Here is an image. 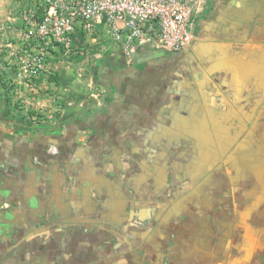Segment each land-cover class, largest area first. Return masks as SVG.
<instances>
[{
	"label": "crops",
	"instance_id": "0c3cea01",
	"mask_svg": "<svg viewBox=\"0 0 264 264\" xmlns=\"http://www.w3.org/2000/svg\"><path fill=\"white\" fill-rule=\"evenodd\" d=\"M16 6V1L0 0L2 55L6 39L14 36L3 25L7 28L20 23ZM191 27L192 44L167 66L160 64L157 55L144 57L139 49V56L121 60L119 50L111 45L104 32L98 34L96 41L78 37L80 45L86 50L88 47L87 55L92 57L90 69L95 71L89 83L95 81L97 87L90 102L68 108L66 112L73 113H64L60 122L70 116L89 114L103 124L111 141V149L109 146L107 149L113 153L105 156L106 173H124L129 166L126 158L133 149L131 184L136 190L141 189L142 182L150 181L156 195L159 188L165 189L168 177L182 182L191 176L192 189L197 195L207 192L215 198L205 207H190L191 204L170 207L164 223L149 228L145 235L152 243L160 231L166 237L175 236L176 256L167 264L261 263L264 251L255 241L264 238V184L260 181L264 179V0H196ZM146 30L153 37L158 34L154 23L146 25ZM99 52L107 58L101 67L95 58ZM2 55L0 75L4 81L13 80L12 66ZM5 94L0 83V145L10 147L20 133H32L34 125H25L23 120L14 118ZM84 95L80 91L71 96V103L87 100ZM87 133L84 130L78 134L80 141L72 160L86 163L95 159L92 152L100 148L96 147L97 143L85 141ZM13 150L11 159L17 166L23 158L39 165L42 162L43 150ZM0 169L11 172L3 161ZM209 171L208 182H199V177ZM14 178L17 181L12 193H4L6 204L12 202L14 207L71 204L83 211L84 207L98 202L92 195L74 189L70 194L74 201L56 190L55 199L52 197L49 203L44 194L33 189L25 194L23 178L16 173ZM1 181L0 178V185ZM129 187L127 183L123 188ZM229 197L233 198L232 202L228 201ZM226 198L227 203L223 204ZM239 200L244 204L240 205ZM138 208L144 213V220L151 207ZM255 223L263 226L260 231ZM213 235H216L214 239ZM79 241L61 244L53 238L45 246L41 259L18 251L11 258L16 264H57L60 257L65 264H79L80 257L85 255L79 257L78 246L91 244L90 240ZM92 259L86 257L82 261ZM127 263L140 261L138 257H130Z\"/></svg>",
	"mask_w": 264,
	"mask_h": 264
},
{
	"label": "flooded vegetation",
	"instance_id": "af4514ba",
	"mask_svg": "<svg viewBox=\"0 0 264 264\" xmlns=\"http://www.w3.org/2000/svg\"><path fill=\"white\" fill-rule=\"evenodd\" d=\"M193 40L194 38L185 47L191 45ZM185 47L175 53L152 50L147 47L139 48V50L144 57L154 58L153 56L157 55L160 64L167 66L175 61L176 55ZM137 51L134 58L138 55ZM119 56L123 60L122 55ZM106 59L105 57L104 61ZM84 130L88 131L85 141H91L92 145L97 143L96 147L100 148L99 151L92 152V155H96L95 159H89L86 163L78 159L72 160V155L76 154L78 141H80L78 134ZM107 134V131L103 129V124L98 123L96 118L92 119L89 114H85L84 116H70L54 126L36 125L32 133L31 131L20 133L17 140L11 141L10 147L0 145V162L3 161L4 166L11 171L0 169L2 179L0 185V264H16L15 259L11 258L15 256L16 251L20 254L29 253L35 259H41L47 249L45 246L53 238L61 244L69 240L72 242L67 243L71 244L75 239L90 240L91 244L88 246L81 245L76 248L80 253L79 257L84 253L85 257H80L82 260L92 257L93 261L80 260L79 264H128L127 259L130 257H138L139 264H167L170 258L176 256V249L173 248L175 236L166 237L164 232L160 231V235L152 243L146 239L148 235H145L148 234L149 228L163 224L170 207H189L188 204H191L190 207H205L215 198L209 196L207 192L197 195L192 189L194 181L191 176L182 182L168 177L165 181L167 184L165 189L159 188L156 195H153L155 187L149 183L150 181L142 182L141 189L136 190L131 184L134 180L132 178L134 154L131 152L133 149L129 150V153L125 150V153L129 154L126 158L129 166L128 169L126 167L127 170L124 173L120 171L119 173L114 171L113 174L106 173L105 156L113 154L110 150L111 141ZM13 149L18 152L28 151V149L43 150L40 160L42 162L39 165L23 158L17 166L12 163L11 159ZM210 172L199 177L198 181L207 183ZM15 173L25 181V185L23 184L25 194L33 189L39 194H44L46 202L50 203L52 197L55 199L56 190L68 194L74 201L75 198L70 195L73 194L74 189L92 195V198L97 199L98 202H95L96 204L92 207H84L83 211L71 204L68 207H54V205L50 207L48 203L43 204L42 207H14L11 205L12 202L6 204L4 193H12L13 185L17 181L14 178ZM120 179L124 182H118ZM263 180H260L262 184H264ZM127 183L130 187L123 188ZM252 184L250 183V186L253 188ZM209 186L212 187L213 182ZM232 200L233 198L229 197L228 201L232 202ZM226 203L227 198L223 204ZM238 203L241 205L243 201L239 200ZM138 207H151L144 220V213L138 211ZM255 226L258 231L263 227L259 223H255ZM215 236L213 235L212 239ZM255 242L264 251V238H256ZM82 248L86 251H80ZM72 250L75 253V249ZM64 262V259L60 257L57 264H65ZM256 264H264V261L261 263L256 261Z\"/></svg>",
	"mask_w": 264,
	"mask_h": 264
},
{
	"label": "built area",
	"instance_id": "2783aa9c",
	"mask_svg": "<svg viewBox=\"0 0 264 264\" xmlns=\"http://www.w3.org/2000/svg\"><path fill=\"white\" fill-rule=\"evenodd\" d=\"M28 3L17 12L18 25L7 28L3 25L14 36L6 39L2 49L6 54L0 55L14 69L13 81L32 89L34 80L48 68L52 53L84 49L78 37L96 41L98 34L104 32L124 59L133 58L145 45L148 49L175 53L194 38L191 19L196 0H28ZM150 23L158 26L154 37L147 35L146 25ZM95 58L101 67L103 53L99 52ZM94 71L90 69V80Z\"/></svg>",
	"mask_w": 264,
	"mask_h": 264
},
{
	"label": "rangeland",
	"instance_id": "374dc122",
	"mask_svg": "<svg viewBox=\"0 0 264 264\" xmlns=\"http://www.w3.org/2000/svg\"><path fill=\"white\" fill-rule=\"evenodd\" d=\"M12 1L17 2V12L29 4L28 0ZM91 60L86 49L76 51L73 48L67 52L60 50L48 58L49 66L34 80V89L23 82L6 79L4 82L7 88L4 90L9 112L14 114V118L23 120L25 125H57L64 113H73L66 112L68 108H76L79 104L91 101L97 87L95 81L89 83ZM11 70L14 71L13 68ZM56 73L60 79L57 82L49 81V75ZM80 91H84L87 100L71 103V96L76 93L78 95Z\"/></svg>",
	"mask_w": 264,
	"mask_h": 264
},
{
	"label": "trees",
	"instance_id": "16d2710c",
	"mask_svg": "<svg viewBox=\"0 0 264 264\" xmlns=\"http://www.w3.org/2000/svg\"><path fill=\"white\" fill-rule=\"evenodd\" d=\"M54 53L57 54V52H54ZM112 73L113 72H110V74H112ZM110 76L111 75H109V77ZM59 79H60V76L57 73L55 75H49V81H51V82H57ZM0 83L4 89L7 88L6 83L4 82V78L2 75H0Z\"/></svg>",
	"mask_w": 264,
	"mask_h": 264
}]
</instances>
